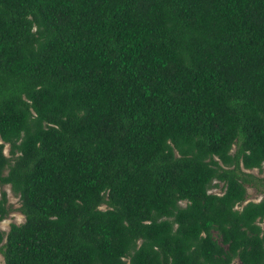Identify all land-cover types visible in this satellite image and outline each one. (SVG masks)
I'll return each mask as SVG.
<instances>
[{
    "label": "trees",
    "instance_id": "trees-1",
    "mask_svg": "<svg viewBox=\"0 0 264 264\" xmlns=\"http://www.w3.org/2000/svg\"><path fill=\"white\" fill-rule=\"evenodd\" d=\"M242 167L264 169V0H0L6 264H264Z\"/></svg>",
    "mask_w": 264,
    "mask_h": 264
},
{
    "label": "rangeland",
    "instance_id": "rangeland-1",
    "mask_svg": "<svg viewBox=\"0 0 264 264\" xmlns=\"http://www.w3.org/2000/svg\"><path fill=\"white\" fill-rule=\"evenodd\" d=\"M234 148V146H233ZM4 151L6 154L9 153V145L8 143L5 144L4 146ZM243 170L245 171H249V172H253L259 176H264V169L262 171H259L257 167H252V168H245L242 167ZM217 181L216 179L213 180V182ZM218 184L217 185H211L209 190L210 191H214L217 193H221L222 192V182L221 181H217ZM247 186V199H251V200H258L261 197V193H258L255 191L254 187L251 185H246ZM2 188L5 190L6 192V197H7V201L6 204L9 207V211L6 214L5 217H3L0 220V229L7 231L9 229V226L12 222H22L24 220V214L22 213V211L20 210V199H19V195L16 194L9 183L2 185ZM181 204H185V201H181ZM103 207L105 205H102ZM238 207H240V205H238ZM259 223L264 225V218L259 220ZM216 234V232H214ZM0 264H6L5 262V258L3 253L0 251ZM232 264H239V260L238 259H234Z\"/></svg>",
    "mask_w": 264,
    "mask_h": 264
}]
</instances>
